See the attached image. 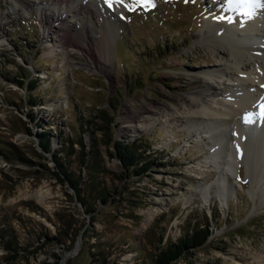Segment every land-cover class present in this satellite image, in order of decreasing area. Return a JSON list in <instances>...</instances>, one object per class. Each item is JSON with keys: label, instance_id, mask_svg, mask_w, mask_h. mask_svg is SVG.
Instances as JSON below:
<instances>
[{"label": "rangeland", "instance_id": "obj_1", "mask_svg": "<svg viewBox=\"0 0 264 264\" xmlns=\"http://www.w3.org/2000/svg\"><path fill=\"white\" fill-rule=\"evenodd\" d=\"M84 1L95 4L103 19L112 23L113 28L105 30L113 31L110 43L90 36L88 24L82 26L87 37L77 35L81 28V16H73L80 11L77 8L67 11L52 0H0V144L11 141L34 161L27 166L0 156V232L17 245L28 244V250L5 264H152L150 248L159 237L162 244L174 241L192 227H201L206 219L212 235L173 264H264V170L247 167L236 159L234 149L228 151L225 145L232 130L223 128L225 140L222 137L221 144L210 149L213 132L225 126V118L213 113L214 108L231 110L234 102L228 91L239 93L236 89L241 85L232 69L218 59L210 39L215 38V22L231 34L241 17L230 13L235 17L231 24L213 19L228 10L224 0H153L151 7L135 11L110 9L104 0ZM43 6L62 19L40 23ZM120 11L126 18H121ZM90 22L97 27L102 23L95 16ZM206 22L211 23L210 31ZM109 45L111 60L106 63L101 57ZM249 61V68L257 71V61ZM218 67L226 73L215 71ZM21 74L28 75L23 86L13 81ZM192 74L201 80L193 82ZM32 76L38 79L33 90L38 101L29 105L26 88ZM251 76H245V82L257 86ZM207 84L212 88L206 91ZM262 89L250 90L246 102L254 103V95L264 101ZM194 94L209 106V113L199 119L201 129L189 126L196 117L177 99ZM104 105L114 117V136L128 142L137 139L157 162L140 179L121 177L119 161L109 158L101 131L81 133L86 149L93 137L99 142L98 158L105 169L99 177L104 186L115 185L121 193L131 189L129 197L140 200L129 201L119 192H110L111 201L94 200L92 220L71 200L70 189L39 167L43 162L50 168L53 164L38 152L37 133L47 128L54 133L52 148L61 138L56 136L58 131L69 137L73 141L70 167L77 169L78 114L91 119L92 108ZM195 108L201 110L198 105ZM205 119L213 120L212 130ZM262 121L264 117L257 120V128ZM250 138L256 141L259 135ZM249 147L258 148L256 142ZM259 160L264 162V156ZM81 173L87 181V169L81 167ZM39 188L46 190L42 201L35 197ZM66 212L72 213L68 217L74 221L73 231H79L74 240H43L42 232L55 235L58 215ZM97 250V258L91 256ZM4 252L0 241V264Z\"/></svg>", "mask_w": 264, "mask_h": 264}, {"label": "trees", "instance_id": "obj_2", "mask_svg": "<svg viewBox=\"0 0 264 264\" xmlns=\"http://www.w3.org/2000/svg\"><path fill=\"white\" fill-rule=\"evenodd\" d=\"M143 54H146L143 52ZM19 79H14L17 84L23 86L26 83L28 75L21 74L18 76ZM38 82L37 77L32 76L29 81H27V99L26 102L29 105L36 104L38 101L37 95L33 93L36 89V83ZM107 106L104 107H93L92 112H90L91 119L82 118L79 114L77 117V137L76 142L79 144L80 148L77 155L78 168L72 169L70 167L69 155L72 153L73 149L71 147L73 141L69 140V137L63 136L58 131L56 136H61L58 142V146L52 148V138L54 133H49L48 128L43 129L37 133L38 141L37 147L39 149L40 155L48 160L52 161V169L46 165L45 162L39 163V167H43L45 170L49 171L59 182L66 185L72 193H67L70 195L72 201L77 202L80 207L82 214L89 216L92 220L95 219L96 212V201L101 200L103 203L111 201L109 197L110 192H119L115 185L111 187H105L104 183L100 179V174L103 173L104 166L101 164L99 156V142L94 141L86 149L83 144V137L81 133H93L96 130L101 131V140L103 145L106 146L107 154L109 158H117L120 165L119 176L130 177L131 180L140 179L143 175L147 174V171L152 167V165L157 162V157L153 156L150 152H147V148L144 149L140 144L135 142H128L123 139V137L114 136V117H112L111 112L107 110ZM33 119L37 124H41V120H37L36 115L33 114ZM103 137V138H102ZM139 140V139H138ZM0 156L7 160L9 163H20L27 166L34 164V161L27 157L18 147L13 145L11 141H7L4 145L0 144ZM81 167L87 169L88 179L85 181L83 179V174L81 173ZM77 170V171H76ZM135 178V179H134ZM122 198L130 199L131 201H140L139 199H131L129 196L133 194L131 189H124L123 193L119 192ZM96 200V201H94ZM129 200V201H130ZM129 207V205H127ZM69 212V211H67ZM65 213L64 215H58L60 218V226H58L55 235H47L42 232L40 237L43 240L50 241L55 240L56 242L62 243L65 237L73 241V236L77 235L75 230L73 231L74 221L68 216H72L70 213ZM76 223V222H75ZM210 221L207 219L203 222L201 227H192L190 231H186L179 238L172 241L169 240L165 244L161 243L160 237L156 245H153V252L150 258H152V264H173L180 258H186L188 249L190 247H201L207 240L209 236L212 235V229L209 228ZM80 229L87 231V228L81 226ZM3 233L0 232V241L2 242L3 250L5 251L1 257L2 264L11 261L14 258L19 257L21 251L28 250L27 245H17L12 239L3 238ZM80 235V233H79ZM4 239V240H3ZM153 244V243H152ZM93 246L94 243H91ZM99 251H95L91 256H96ZM106 256V255H105ZM103 256L102 261H106V257ZM97 258V256L95 257ZM104 264V263H102ZM109 264H117L113 261Z\"/></svg>", "mask_w": 264, "mask_h": 264}, {"label": "bare ground", "instance_id": "obj_3", "mask_svg": "<svg viewBox=\"0 0 264 264\" xmlns=\"http://www.w3.org/2000/svg\"><path fill=\"white\" fill-rule=\"evenodd\" d=\"M52 1L55 3V5L57 4V6H59V4L64 5L67 11H71V10L73 11L76 8L80 10L78 14L74 13L73 15V16L78 15L77 18L81 16L79 20L81 28L76 31L78 32L77 35L81 34V36H83L84 38L87 37V34L86 36H84L82 26L84 24H88L90 25L89 28L91 30L90 36L92 37L94 36L95 40L99 41L100 39H103L104 41L108 40L109 41L108 43H110L111 42L110 40L113 39V36H112L113 31H111L110 33L106 32L108 31L106 28H108L109 26H110L109 28H113L112 23L103 19V17L99 13L98 8L95 6V4L93 5L89 1H84V0H52ZM262 2H264V0H262ZM256 10L260 12V14L254 15L252 19L244 20L243 26H241L240 21L244 18L241 17L237 19L238 28L236 27V29H233L231 34L221 31L219 29L220 26H218L217 23L215 22V38L213 37L210 39L211 40L210 47L212 48V50L215 51V53H217V55L219 54L218 59L224 61V64H226V67L232 69V74L235 76V80L236 81L240 80L239 84L241 85H238L236 89V91L238 89L240 90L239 93L238 92L234 93L233 91L230 92V90L228 91V94L230 93L229 96L232 98L234 102V107H232L231 110H228L226 108L221 109V110L214 108L213 113H216V115L221 113L219 116L225 118V122L223 123L225 126L222 127V130L220 131L216 130L213 132L211 136L212 142L210 145L211 147L210 149L212 150V148L214 149L216 145L218 144L220 145L221 144L220 139L222 137H224V140H225V136L227 134L224 130H232L234 134L228 137L227 139L228 142H226V145H225V147L228 148V151L234 149V154L236 155V159L238 158V161H244L247 167L255 168L256 166H260L259 170L260 169L264 170V162L259 160L260 156H264V149H263L264 148V137H263L264 136V124L257 128V120H259V118L262 117L259 114L260 113L259 105L260 103H264V101L260 98H257V96L254 95L252 96V101L254 103H250L249 101L246 102L247 97H249L250 90H252L253 88L254 89L256 88L259 91L263 92V89L260 86V84L264 85V54H262V52L264 51L263 50L264 13H262L264 12V7H261L258 5ZM256 10H255V13L257 12ZM39 12H40V15H39L38 21L40 23H44L45 25H47L48 20H54V19H59V18L62 19V16L60 14H57L55 16L53 12L51 13L49 7L47 6L41 7L39 9ZM224 12H225V15H230L231 13V12H228V10H225ZM93 14L96 18H99L100 21L102 22L100 24V27H97L94 23L90 24L92 22V21L90 22L91 18H94ZM211 23H213V20ZM210 24L207 22L204 24L207 30L211 28ZM65 25L67 24L65 23ZM223 25L226 26L228 24H224L223 22ZM61 26L63 27V24ZM63 36H65V34H63ZM255 40H257L256 44H259L258 46L255 45V43H253V41ZM71 41L74 42L73 40ZM69 44L75 45L76 43L69 42ZM250 49H257L258 51H260V53L257 52V53H254L255 55H252L251 52L249 51ZM111 51H112V46L109 45V47L107 48V50H105V53H103L101 57L103 61H105L106 63L110 62L111 60ZM250 58L251 59L254 58L255 62L257 61L259 65V69L257 71L253 69L251 70L249 68ZM216 69L217 70L215 69L213 70L218 71L220 73L221 72L226 73V69H223L220 67ZM203 71L207 75L210 74L209 71H206V70H203ZM250 75L254 77V78H252V76L250 77L255 81L254 84L256 85L258 83L257 86L253 87L252 84L249 85L247 84V82H245L244 77L245 76L247 77ZM189 78L193 82H198L201 80V76L200 75L198 76L195 74H192ZM258 85L260 86V88ZM209 88H212V86H209L207 84L206 87H204V90L207 91ZM254 98H256V101H254L255 100ZM177 99H179L180 104H183L186 106V108H188V112H192L194 116L196 117V120L194 121L195 123L191 122L189 123V126L194 129L200 128L201 120L199 119L202 117L201 114L204 113L205 115L209 113L208 111L209 106L205 102V100L203 101V99H201V97L197 94H194L193 96H189V97L180 96ZM197 105L201 108V110H198L195 108ZM211 110H212V107H211ZM248 112L253 114L251 117L253 121L252 123H245L244 121V115L245 113H248ZM210 121L213 122V120L211 119L209 120L205 119V123L208 127L207 128L208 130L209 129L212 130L213 128V126L209 125ZM262 123L264 122L262 121ZM223 128L225 129L223 130ZM253 134H255L256 137L259 135V139H256V141L251 139L250 137H253ZM254 142H256L258 148L251 149L249 145L251 146ZM247 147H249V149H247ZM225 164L229 166L231 164L230 160L228 161L226 160ZM223 176H220V177H223ZM219 182H220V186L218 185V188L221 193L222 188L224 186L223 179L220 180ZM224 190L226 189L224 188ZM45 192L46 190L43 191L42 188H39L36 190L35 197H37L39 201H42L45 199Z\"/></svg>", "mask_w": 264, "mask_h": 264}, {"label": "snow or ice", "instance_id": "obj_4", "mask_svg": "<svg viewBox=\"0 0 264 264\" xmlns=\"http://www.w3.org/2000/svg\"><path fill=\"white\" fill-rule=\"evenodd\" d=\"M104 3L108 8L116 10L122 9L127 11H135L142 7H151L153 5V0H104ZM224 5L227 7L228 12L235 13L236 16L243 17L240 21L241 26H243L244 20L252 19L255 15V10L257 6L264 7V2L262 0H224ZM121 18H126L124 12L120 11ZM216 20H224L226 22H234L235 17L219 14L213 17ZM264 87V85H262ZM260 116L264 117V103H260ZM252 113L248 112L244 115L245 123H252Z\"/></svg>", "mask_w": 264, "mask_h": 264}]
</instances>
